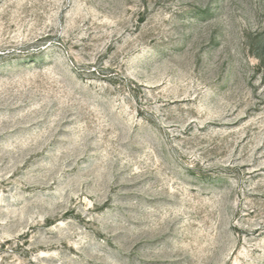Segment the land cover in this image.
<instances>
[{"label": "rangeland", "instance_id": "obj_1", "mask_svg": "<svg viewBox=\"0 0 264 264\" xmlns=\"http://www.w3.org/2000/svg\"><path fill=\"white\" fill-rule=\"evenodd\" d=\"M0 264H264V0H0Z\"/></svg>", "mask_w": 264, "mask_h": 264}]
</instances>
